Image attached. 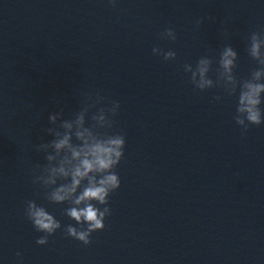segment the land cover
Returning a JSON list of instances; mask_svg holds the SVG:
<instances>
[{
	"label": "clouds",
	"instance_id": "9594fccd",
	"mask_svg": "<svg viewBox=\"0 0 264 264\" xmlns=\"http://www.w3.org/2000/svg\"><path fill=\"white\" fill-rule=\"evenodd\" d=\"M118 3L119 0H108L112 8H116ZM204 22L205 18H198L195 22L197 28ZM159 37L175 42L177 33L170 26L160 32ZM246 40L248 56L257 65L247 78L241 79L236 75L239 57L231 44L222 47L218 60L209 51L195 65L183 64L184 73L190 74L189 83L195 90L221 89L224 95L235 97L233 120L242 135L247 134L250 126L264 125V31H252ZM152 53L166 62L177 59V53L172 49L153 47ZM74 96L79 97L78 110L70 112L67 118L63 107L50 113V126L43 128L41 142L32 146L36 153L43 154L46 161L33 166L32 183L43 191L44 199L50 204L68 205L64 215L79 227L72 224L63 226L45 206L36 200H27L24 216L36 232L43 234L36 239L41 246L47 245L49 237L62 227L67 237L85 246L91 244L92 233L103 231L105 220L112 214L109 197L121 187L116 169L125 156L126 133L113 131L120 102L107 100L99 91L81 88L75 89ZM222 99L221 95L213 96L217 102ZM53 102L57 106L62 105L57 98Z\"/></svg>",
	"mask_w": 264,
	"mask_h": 264
}]
</instances>
